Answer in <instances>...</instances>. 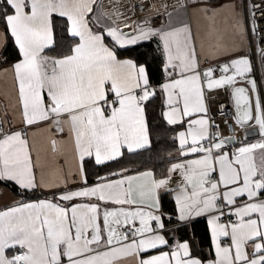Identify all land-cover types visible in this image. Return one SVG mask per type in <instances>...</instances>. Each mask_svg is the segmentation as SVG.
I'll return each instance as SVG.
<instances>
[{
	"label": "snow or ice",
	"instance_id": "snow-or-ice-1",
	"mask_svg": "<svg viewBox=\"0 0 264 264\" xmlns=\"http://www.w3.org/2000/svg\"><path fill=\"white\" fill-rule=\"evenodd\" d=\"M137 7L0 0V264H264V0Z\"/></svg>",
	"mask_w": 264,
	"mask_h": 264
},
{
	"label": "crops",
	"instance_id": "crops-1",
	"mask_svg": "<svg viewBox=\"0 0 264 264\" xmlns=\"http://www.w3.org/2000/svg\"><path fill=\"white\" fill-rule=\"evenodd\" d=\"M132 3L139 5L141 3L147 5H151V7H146L143 12H141L140 8L137 7L135 11L139 15H152L154 18V23L161 24L164 23L167 19L166 16L162 15L164 12V8L162 7L164 4H171L174 0H131ZM135 19V17H133ZM0 52H3V49H0ZM11 90V81L10 78L6 77L3 74H0V119L5 117V109L7 108V118L11 119L13 116L12 108H11V100H5V95L9 93ZM259 137L250 138V140H256ZM14 199H19L14 191L7 185L0 184V208L5 205L11 204Z\"/></svg>",
	"mask_w": 264,
	"mask_h": 264
},
{
	"label": "trees",
	"instance_id": "trees-1",
	"mask_svg": "<svg viewBox=\"0 0 264 264\" xmlns=\"http://www.w3.org/2000/svg\"><path fill=\"white\" fill-rule=\"evenodd\" d=\"M144 49H149V45L143 44V45H141L140 48L134 49V51L139 52V51H142ZM3 54L8 55L10 60L14 57L15 53H14V50L12 48L11 40L9 41L7 50L6 51L3 50ZM9 54H11V55H9ZM126 54H132V53H126ZM160 147L163 148L164 146L161 145ZM150 155H154V154L144 153L142 157H133L130 159L136 160V161H139L141 159L147 160ZM150 163L157 164L158 160L153 159L150 161ZM115 166L116 165H113V167H115ZM7 186H9L11 188V190L15 192V187L13 185H7ZM192 233L195 234V236L197 238V242L199 243V246L206 250V248H207L206 222L203 219H198V222L193 223Z\"/></svg>",
	"mask_w": 264,
	"mask_h": 264
},
{
	"label": "built area",
	"instance_id": "built-area-1",
	"mask_svg": "<svg viewBox=\"0 0 264 264\" xmlns=\"http://www.w3.org/2000/svg\"><path fill=\"white\" fill-rule=\"evenodd\" d=\"M216 100H219L221 102L225 101L226 100V97L225 95L223 94V92H221V94L213 101V106L215 107V103H216ZM224 116H227V113L224 114ZM223 118V117H222ZM223 128V126H222ZM223 130L225 132H227V128H223Z\"/></svg>",
	"mask_w": 264,
	"mask_h": 264
},
{
	"label": "water",
	"instance_id": "water-1",
	"mask_svg": "<svg viewBox=\"0 0 264 264\" xmlns=\"http://www.w3.org/2000/svg\"><path fill=\"white\" fill-rule=\"evenodd\" d=\"M253 137H256V136H252V137H250V138H253Z\"/></svg>",
	"mask_w": 264,
	"mask_h": 264
}]
</instances>
